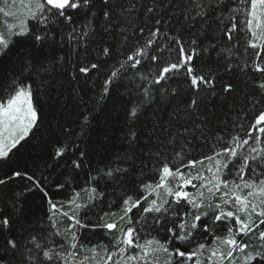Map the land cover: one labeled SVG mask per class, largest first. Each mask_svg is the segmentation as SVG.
<instances>
[{
	"label": "snow or ice",
	"instance_id": "obj_1",
	"mask_svg": "<svg viewBox=\"0 0 264 264\" xmlns=\"http://www.w3.org/2000/svg\"><path fill=\"white\" fill-rule=\"evenodd\" d=\"M25 7L24 18L17 25L9 26L7 33L0 32V62L13 55L17 47L20 50L15 54L17 57H24L27 61L25 67L40 63L42 57L38 53H42L44 49L51 51L66 46L72 49L82 48L84 61L80 60L79 51L75 53V61L64 56L59 57L58 61L63 63L67 59L68 64L73 65L75 71L69 74L71 79L79 83L81 79L87 82L94 70H99L107 60H113L103 89L96 99L97 111L106 100L113 97L114 90H119L120 84L117 82H122L127 77L139 80L136 103L126 113L133 119L152 106L170 103L172 98L179 95L178 88L171 87V83L173 80L179 83L182 73H186L185 82L189 83V89L194 95L214 90L215 79L202 73L197 74L193 67L197 55V39H192L189 44L179 34L172 35L170 29L162 27L169 23L164 12L170 5L165 0H147L146 4L144 0H28ZM140 8L144 9V23L152 25L147 31L144 26L132 28L135 19L133 14ZM215 9H219L220 14L213 19L210 13ZM225 12L230 15L225 16ZM238 16L243 17L241 24L244 27L241 30L249 34L245 54L248 48L254 52V58L251 61L245 60L241 71L251 67L255 73L264 74V0H191L184 12L181 27L193 26L197 18L205 26H210V21H218L217 27L223 25L219 39L226 38L231 43L234 40L233 33L238 28ZM77 17H82L80 23H77ZM225 19L230 21V26L224 23ZM137 31L139 35L136 34ZM161 36L164 43H161ZM105 37H111L121 51L117 52ZM130 41L135 46L125 55L123 49ZM92 44L96 45V59L87 61V50ZM212 47L215 48L216 44L213 43ZM233 47L226 51L231 54ZM202 51L207 52L208 49L204 48ZM166 52L167 59L164 55ZM173 52L177 54L175 60L170 59ZM231 68L232 65L229 64V70ZM13 86L12 94L6 99H0V160L11 159L14 152L23 147L22 142L38 126L40 119L38 109L34 106L31 84H22L14 79ZM253 86L258 92L248 98L251 118L248 114L243 117L249 127L245 129L243 122L237 125L240 132L232 134L230 139L217 134L219 147L214 145L212 155L199 160L187 159L185 163L186 156L182 146L180 151L175 152V158L169 160L164 154L163 141L155 146V151L145 153L149 158H154L151 171L158 172L159 178L156 182L142 180L137 194L126 193L121 197L122 215L118 221L92 225L94 228L103 227L109 233L113 230L118 232L111 246L93 245L88 249L92 253L91 260L94 264H149L148 258L154 252L165 253L169 257L167 264H235L236 252L243 254V264H264V198L257 199L258 195L264 197V80L254 82ZM231 90V84L225 85V92ZM127 95L131 96V91ZM115 99L122 101L123 97ZM197 105L198 101L193 98L186 108L191 113ZM90 123L91 114L84 115L81 130ZM196 128L200 129L201 125L196 124ZM188 131L185 128L182 132L173 133V139L183 137ZM241 132L245 134L241 135ZM136 136L137 132L130 133L131 140ZM79 149V144H61L56 147L53 159L59 160L66 153L74 154ZM157 161L159 167H156ZM205 161L208 162L206 174L205 171H198L193 175L188 171L197 164L204 165ZM121 163L122 161L109 162L93 170L86 149L79 150V155L70 160V167L74 171L82 172L85 167L89 168L88 186L83 191L89 193L88 199L93 206L97 197L102 199L105 196L104 191H98L101 182L105 186L108 183L122 186L129 168L121 167ZM147 168L148 165H143L141 176L147 174L144 171ZM93 171L95 174H92ZM233 171L236 172L237 179L229 181L228 176ZM17 180L23 183V192L16 193L17 203L13 204L20 228L13 234L12 219L0 216V264H77L75 250H84L85 246L77 243L76 232H71L70 237L65 239L72 251L66 255L57 250L63 248L64 244L51 238L62 234L58 230L53 233L46 229L43 221L37 225L24 220L22 198L25 193L36 189L47 198L49 229L57 228V213L73 222L69 231L73 227L87 228L89 224L76 214L69 215L63 211L62 206L58 207L47 191V176L16 169L10 175L0 178V185ZM230 184L234 186L231 197L227 191H221L222 188H229ZM241 186L249 189L246 196L237 194ZM55 187L61 189L64 185L56 184ZM189 188L195 191H189ZM217 193L220 194V202L213 199ZM233 198L240 214L226 210V206L233 203ZM74 202L75 197L68 201L69 204ZM87 206L75 203L76 209ZM134 209L139 213L138 218ZM107 215L109 213H105ZM218 225L226 228L225 236L215 234L214 229ZM145 226L154 231L163 229L168 235L163 241L152 238L141 243L140 232ZM199 233L211 234L213 243L219 241L226 245V254L212 250L209 256L204 257L206 243L196 242L193 245ZM249 235L257 236L262 243L249 245L237 238ZM98 248L103 249V255L99 254ZM83 260L87 261L89 257L85 256Z\"/></svg>",
	"mask_w": 264,
	"mask_h": 264
},
{
	"label": "trees",
	"instance_id": "obj_2",
	"mask_svg": "<svg viewBox=\"0 0 264 264\" xmlns=\"http://www.w3.org/2000/svg\"><path fill=\"white\" fill-rule=\"evenodd\" d=\"M27 2L28 0H0V32L7 33L9 26L17 25L19 20L24 18ZM144 2L146 4L147 0ZM165 2L170 5L164 12V17L169 23L162 27L170 29L172 35L179 34L189 44L192 39H197V55L194 58L193 67L197 74L202 73L215 79L214 94L213 91H205L194 95L189 89V83L185 82L186 73H182L179 83L176 80L171 83V87L178 88L179 95L172 98L170 103H161L158 107L152 106L138 118L133 119L126 113L136 103V98L139 95L137 92L138 78L127 77L122 82L118 81L119 90H114L113 97L106 100L100 106L99 111L96 110V99L103 89L104 81L114 63L113 60H107V63L103 64L99 70H94L87 82L81 79L79 83L71 79L69 73L75 69L73 65L68 64L67 59L77 60L75 53L79 51L81 53L80 60L84 61L85 56L82 48L72 49L70 46H66L51 51L44 49L42 53H38L42 57L40 63L25 67L27 61L24 57H17L15 54L20 50L17 47L13 55L0 62V99H6L12 94L14 79H18L22 84H31L34 106L37 107L40 116L38 126L33 129L26 141L22 142L23 147L14 152L11 159L0 160V178H4L6 174L10 175L16 169L26 170L30 174L47 176V191L58 207L62 206L63 211L68 212L69 215L76 214L89 224L87 228L73 227L69 231V226L73 222L68 217L57 213L55 217L57 228L49 229L47 198L39 189L25 193L22 198L24 220L37 225L43 221L46 229L53 233L58 230L62 235H53L51 239L64 244L63 248L57 250L65 252L66 255L72 251L65 243L66 237H70L71 232H76L77 243L85 246L84 250L80 248L75 250L79 258L93 245L111 246L113 238L118 235V232L113 230L109 233L103 227L94 228L92 225H102L113 220L118 221L119 216L122 215L121 197L126 193L137 194L142 180L143 182L158 180L159 173L151 171L154 158H149L145 153L155 151V146L160 141L164 142V154L168 156L169 160L174 159L175 152L180 151L183 146L186 156L184 162L186 163L187 159L199 160L201 157L212 155L215 150L214 145L219 147L216 140L217 134L225 139H230L232 134L240 132L237 125L243 122L245 129L249 127V124L243 121L246 114L251 118L248 98L258 92V89L253 85L256 81L264 80V74L255 73L251 67L241 71L244 61H251L254 58V52L250 48L245 54L249 34L241 30L244 27L241 24L243 17H237L238 28L233 33L234 40L228 43L226 38L219 39L222 35L223 25L217 27L218 21L216 23L210 21V26H205L197 18V22L193 26L184 25L181 27L184 12L191 0H165ZM219 14V9L210 13L213 19ZM227 15L230 13L225 12V16ZM133 16L135 19L132 28L144 26L147 31L148 27L152 26L144 23L143 8H140ZM81 19L82 17H77V23H80ZM224 23L230 26V21L227 19ZM131 34L130 30L129 35ZM136 34L139 35L138 31ZM212 37L216 39L213 40ZM105 40L112 43L117 52L121 51L111 37H105ZM164 42L163 36H161V43ZM213 43L216 44L215 48L212 47ZM134 46V42L130 41L123 49L124 54L127 55ZM229 47H233L231 54L226 51ZM95 48V44L88 47L87 61H95ZM204 48H207L208 51H202ZM164 55L167 59V52ZM61 56L67 58L63 63L58 62ZM176 56L177 54L173 52L170 59L175 60ZM101 59L105 58L101 57ZM229 64L232 65L231 70H229ZM228 84L232 85V90L225 92L224 87ZM128 91H131V96L127 95ZM120 96L123 97L122 101L115 99ZM193 98L198 101V105L189 113L186 105ZM87 114H91V123L82 131L83 117ZM198 117L204 119L201 120ZM196 124H200L201 128L197 129ZM185 128L189 130L187 134L173 139V133L182 132ZM132 131L137 132L134 140L130 139ZM240 134L244 135L245 133L241 132ZM73 143L80 145L79 150H87L88 160L93 170L109 162L117 161H122L121 167L129 168L128 174L122 181V186L115 183H108L105 186L101 182L98 191H104L105 196L102 199L97 197L94 206L89 202V193L83 191L88 186L89 168L85 167L81 172L74 171L70 167V160L79 155V150L74 154L66 153L59 160L53 159L56 147L61 144ZM250 143L254 142L250 141ZM145 164L148 165V168L144 169L147 174L141 176V169ZM201 166L197 164L188 171L195 175ZM156 167H159V161L156 162ZM201 171L206 172L205 169ZM92 174H95L94 171ZM228 179L236 180V172L233 171ZM56 184H63L64 187L57 189ZM188 190L195 191L191 188ZM18 192H23V183L19 180L10 181L7 185H0V216H8L12 219L13 234L20 228V221L16 219L13 207V204L17 203L16 193ZM227 192L231 194L232 190ZM76 193H79L78 197ZM139 194L143 195V193ZM205 194L207 195L206 190ZM73 197H75V202L69 204L68 201L73 200ZM114 201L115 203H113ZM75 203L88 206L76 209ZM133 212L138 218V211L134 209ZM105 213H109V215L105 216ZM112 213L115 215H111ZM217 227V231L214 230L216 235L227 234L226 228L219 225ZM167 235L163 229L154 231L145 226L140 232L141 243L152 238L163 241ZM248 237L239 236L238 239L244 243ZM0 241H2V237H0ZM196 242L206 243V245L214 244L212 235L203 233L196 235L193 245ZM97 251H103V249L98 248ZM206 251L204 257L210 255ZM168 259L169 257L165 253L154 252L150 254L148 262L149 264H167Z\"/></svg>",
	"mask_w": 264,
	"mask_h": 264
},
{
	"label": "rangeland",
	"instance_id": "obj_3",
	"mask_svg": "<svg viewBox=\"0 0 264 264\" xmlns=\"http://www.w3.org/2000/svg\"><path fill=\"white\" fill-rule=\"evenodd\" d=\"M207 164L208 163H204V165H202L199 168V171H201L203 169L206 170ZM228 190H232L233 191L234 190V186L230 185L229 188H227V189H223L222 188L221 191L224 192V191H228ZM248 191H249V189H244L241 186V188L238 190L237 194L242 195V196H246ZM229 195L231 196V194H229ZM219 196H220V194L217 193L216 196L213 198L215 202H220ZM261 198H264V197H260L259 195L257 196V199L258 200L261 199ZM249 199H251V198H249ZM237 208H238V206L235 205L234 198H233V203L231 205L226 206V210H232L234 212H237V214H240L237 211ZM217 229H218V227H216L214 230L217 231ZM244 243L245 244H249V245H260L262 242L257 238V236L249 235V237L246 239V242H244ZM206 250H207L206 252H208L209 254H211V251L212 250H216V251H218V253L222 252V253H225L226 254V252H227L228 249H227V246L226 245L220 244L219 241H217V243H214L213 245H212V243L211 244H208ZM98 252H99L100 255H103L104 254L103 251H98ZM204 255H205V253H204ZM85 256H88L89 257V260L84 261L83 258ZM91 256H92V253L90 251H86L84 253V255L82 257H80V258H79V255L77 253V256H76L77 264H80L81 261H83V264H94V261L91 260ZM234 257H235V264H243V254H241L239 252H236V253H234ZM202 259H204V257H202Z\"/></svg>",
	"mask_w": 264,
	"mask_h": 264
}]
</instances>
